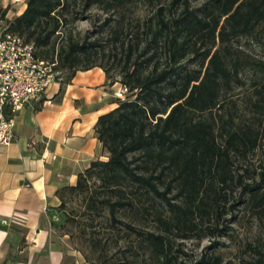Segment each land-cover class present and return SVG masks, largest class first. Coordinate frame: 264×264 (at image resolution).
<instances>
[{"label":"trees","instance_id":"obj_1","mask_svg":"<svg viewBox=\"0 0 264 264\" xmlns=\"http://www.w3.org/2000/svg\"><path fill=\"white\" fill-rule=\"evenodd\" d=\"M137 3L147 11L132 18ZM93 6L106 16L100 36L66 32ZM3 28L32 43L37 58L56 62L61 88L77 71L99 67L124 90L95 124L106 154L89 164L97 185L77 174L75 185L57 191L58 208L65 191L83 194L86 210H106L136 232L145 264H177L175 238L222 236L219 221L236 206L264 220V59L233 49L241 38L264 46V0H26ZM245 67L254 75L250 115L237 120L222 111ZM256 151L260 159L250 169ZM122 212L152 226L123 221ZM246 250L241 264H264V236Z\"/></svg>","mask_w":264,"mask_h":264},{"label":"crops","instance_id":"obj_2","mask_svg":"<svg viewBox=\"0 0 264 264\" xmlns=\"http://www.w3.org/2000/svg\"><path fill=\"white\" fill-rule=\"evenodd\" d=\"M9 2L0 0V8ZM118 98L121 84L110 85L94 67L77 71L62 88L51 85L38 109L15 115L13 140L0 144V264H91L52 233L51 211L60 204V188L75 185L91 161L106 159L95 124Z\"/></svg>","mask_w":264,"mask_h":264},{"label":"rangeland","instance_id":"obj_3","mask_svg":"<svg viewBox=\"0 0 264 264\" xmlns=\"http://www.w3.org/2000/svg\"><path fill=\"white\" fill-rule=\"evenodd\" d=\"M11 0H8V2ZM9 2L10 11L8 17L14 16L25 5L26 0H12ZM80 8V7H79ZM3 27L9 21L7 17L1 19ZM78 9V7H77ZM147 11L144 4H133L128 12L132 18L141 17ZM106 16L96 6L88 9L84 16H79L67 24L66 32L72 31L79 38L89 36L91 39L100 36L99 31ZM233 49L239 51L244 58L264 59V46L257 41L241 38L233 42ZM252 71L245 67L240 73L241 83L234 85L226 95L222 113L231 111L237 120L250 115L249 100L253 89L251 80ZM124 96V94H123ZM226 114V113H225ZM260 152L256 151L249 163L250 169L257 167ZM93 170L89 165L82 169L89 185H97ZM78 173V174H79ZM84 195L78 192H64V205L51 211V230L56 236L64 239L67 248L80 251L90 260L103 264H145V251L140 245L136 232L127 228L124 224L114 223L108 218L106 210L91 211L84 207ZM221 217L219 227L223 229L222 236L199 238L193 236L190 239H174L173 253L177 264H205L203 258L211 254L220 258L219 264H241L248 252L246 245L252 243L260 236H264V220L258 221L250 215H243L238 206ZM123 221H132L141 229H149L152 225L140 218L120 213ZM180 249L179 252L176 248Z\"/></svg>","mask_w":264,"mask_h":264},{"label":"built area","instance_id":"obj_4","mask_svg":"<svg viewBox=\"0 0 264 264\" xmlns=\"http://www.w3.org/2000/svg\"><path fill=\"white\" fill-rule=\"evenodd\" d=\"M55 67L56 62L35 56L32 43L0 25V144L13 140L15 115L24 107H36L51 85L63 81Z\"/></svg>","mask_w":264,"mask_h":264}]
</instances>
